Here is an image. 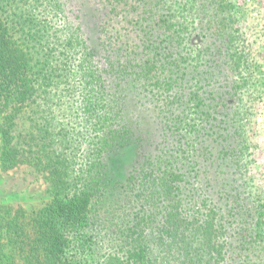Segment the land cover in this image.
I'll return each mask as SVG.
<instances>
[{
	"label": "trees",
	"instance_id": "trees-1",
	"mask_svg": "<svg viewBox=\"0 0 264 264\" xmlns=\"http://www.w3.org/2000/svg\"><path fill=\"white\" fill-rule=\"evenodd\" d=\"M102 1L116 18L141 2ZM152 2L168 11L169 0L144 5ZM211 3L212 39L231 75L223 99L211 113L195 103L207 125L181 115L148 131L129 124L119 85L104 79L114 60L98 65L100 45L82 38L58 0H0V175L24 172L49 195L35 211L0 199V264H264V194L222 198L218 170L227 163L253 184L243 173L253 146L245 126L259 67L236 26L238 0ZM171 18L157 20L169 77L181 72L173 51L186 29L175 33ZM127 62L118 79L133 75ZM135 64V77L150 80L153 67ZM184 91L171 103L193 102Z\"/></svg>",
	"mask_w": 264,
	"mask_h": 264
},
{
	"label": "rangeland",
	"instance_id": "rangeland-1",
	"mask_svg": "<svg viewBox=\"0 0 264 264\" xmlns=\"http://www.w3.org/2000/svg\"><path fill=\"white\" fill-rule=\"evenodd\" d=\"M58 1L63 5L69 20L79 25L82 38L86 39L89 45H100V53L96 58L98 65L105 64L106 58L114 60L116 66L104 79L106 82L113 80V84L108 85L113 89L119 85L117 89L124 100L122 106L127 110L126 120L129 124L130 121L136 123L140 120L148 125V131L150 126L156 131L157 123L165 124L168 118L173 119L181 115L187 116L191 122L199 123L198 126L206 124L201 122L206 115L193 114L195 103H201L200 112L208 110L211 113L218 103L216 99H223L220 96L231 79L220 53L216 52L214 44L217 41L212 39L214 27L208 22L213 14L212 0H188L190 4L195 5L194 8L184 7L186 4L177 6L172 3L174 0H169L168 11L165 12L160 9L158 2L144 5L151 0H141L135 7L130 4L122 9V14L117 10L115 14L118 18L104 7L102 0ZM203 2L205 9L200 8ZM237 8L239 21L236 26L244 39L249 58L255 59L259 67V74L253 84V102L249 104L250 116L245 126L253 145L247 159L248 167L243 172L246 178L253 180L250 190L246 188L247 185H243V181L229 164H220L218 170L223 179L220 196L225 199L229 195L239 193V199L245 201L251 188H256L264 194V0H238ZM161 12L172 17L170 21L174 25L175 33L181 31L179 26H176L179 23L186 28L180 32V48L175 49L176 42L173 44V58L175 65L181 69L180 73L184 75L183 79L178 77L180 73L169 77L165 72L166 67L170 65L167 63L171 61V55L164 56L170 46L162 38L163 31L157 25ZM59 23H63L62 18ZM145 33L150 36L145 37ZM113 47L114 49L110 50ZM178 52L184 63L176 62ZM126 61H130L127 62L130 64L127 70L133 75L131 78L126 76L118 79ZM140 61L153 67L152 72L149 71L150 75H147L151 77L150 80L146 75L135 77L136 74H142L138 66H134ZM171 79H175L176 84L169 87ZM183 88L186 89L185 93L190 91L192 95H196H193V102L188 106L171 103L173 97L180 95ZM202 106L206 107L201 109ZM216 115L218 114H214L210 119L219 117ZM163 133L169 140L172 135L174 139L178 136L173 124H166ZM0 199L21 206L27 211H35L47 203L49 195L42 181H34L31 175L17 172L0 175Z\"/></svg>",
	"mask_w": 264,
	"mask_h": 264
}]
</instances>
